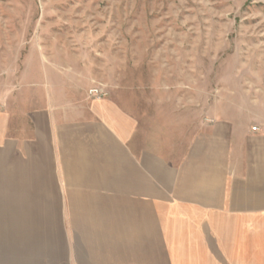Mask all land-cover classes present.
I'll return each instance as SVG.
<instances>
[{
  "label": "rangeland",
  "instance_id": "1",
  "mask_svg": "<svg viewBox=\"0 0 264 264\" xmlns=\"http://www.w3.org/2000/svg\"><path fill=\"white\" fill-rule=\"evenodd\" d=\"M63 79L100 87L137 116L133 149L153 186L98 173L68 188L5 180L0 264H31L38 245L65 264H264V214L178 186L194 141L214 127L235 132L238 173L243 132L264 133V0H0V100L12 99V135L29 134L23 113L46 97L39 87L61 91Z\"/></svg>",
  "mask_w": 264,
  "mask_h": 264
},
{
  "label": "crops",
  "instance_id": "2",
  "mask_svg": "<svg viewBox=\"0 0 264 264\" xmlns=\"http://www.w3.org/2000/svg\"><path fill=\"white\" fill-rule=\"evenodd\" d=\"M66 80H62L61 91H55L51 84L39 87H44L46 97L23 113L30 128L28 135H23L22 129H18L19 135L11 134L16 113L11 109L9 93L2 96L0 186L7 185L4 182L10 178L14 181L34 178V181L51 180L60 188H68L77 185L70 183V178L74 181L75 177L80 181L93 180L97 177L95 173L98 178L115 183L135 181L131 187L153 186L151 170L139 163L133 149L139 127L137 116L111 98L98 100L90 97L89 91L97 86L83 87ZM214 128L212 135L194 141L178 175V186L201 198L208 195L212 202L219 204H231L234 200L230 199L240 197L249 205L245 210L247 217L264 214V133L259 130L253 133L251 127L243 132V170L238 173L232 164L235 132L227 122ZM68 173H73L72 177ZM78 174H81L79 178ZM138 177L145 179V185L137 184ZM184 180L188 183L184 184ZM24 188L27 190L26 185ZM61 193L64 203L69 197L64 198L63 191ZM38 247L35 246L28 257L31 264H47L48 261V264H65L52 256L43 257L36 252L41 250ZM11 249L9 257L13 263L20 250Z\"/></svg>",
  "mask_w": 264,
  "mask_h": 264
},
{
  "label": "built area",
  "instance_id": "3",
  "mask_svg": "<svg viewBox=\"0 0 264 264\" xmlns=\"http://www.w3.org/2000/svg\"><path fill=\"white\" fill-rule=\"evenodd\" d=\"M89 96L94 99H105L107 97V93L100 87L93 88L89 91Z\"/></svg>",
  "mask_w": 264,
  "mask_h": 264
}]
</instances>
